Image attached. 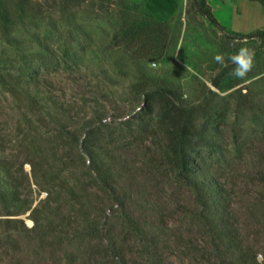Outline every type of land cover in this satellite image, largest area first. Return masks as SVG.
<instances>
[{
	"label": "rangeland",
	"instance_id": "374dc122",
	"mask_svg": "<svg viewBox=\"0 0 264 264\" xmlns=\"http://www.w3.org/2000/svg\"><path fill=\"white\" fill-rule=\"evenodd\" d=\"M0 264H264V36L195 0H0Z\"/></svg>",
	"mask_w": 264,
	"mask_h": 264
},
{
	"label": "trees",
	"instance_id": "16d2710c",
	"mask_svg": "<svg viewBox=\"0 0 264 264\" xmlns=\"http://www.w3.org/2000/svg\"><path fill=\"white\" fill-rule=\"evenodd\" d=\"M200 12L205 15L207 17V19L215 24L218 25V20L216 19V17L213 14L212 8L210 6H208L206 0H195ZM164 24L161 23L160 26H163ZM167 26V25H166ZM235 33V32H233ZM236 35L243 37V38H247V37H252V36H264V30H258L249 34H242V33H235ZM167 35V34H166ZM141 41V40H140ZM181 121L177 124V126L173 129L171 128H166L165 133L167 134V136H169V142L171 143V147H172V151L174 154H176L177 157L180 158V163H181V171L184 173V175L188 176V174L192 173L193 177L195 180L192 181V184L194 186L195 189L198 190V196L199 197H204L203 195H205V192L208 191V189H210V183H206V181L204 180H198V175L195 176L196 174L192 171L191 168L188 167V162L190 161L189 157V152L187 151L188 149V145L190 143V136H193L194 132L190 129V127L184 123L182 124ZM93 165L94 168L93 170L96 171L97 173H99L100 170V162L99 161H95L93 159ZM213 185V182H212ZM218 187V186H216ZM215 187V188H216ZM204 203L207 206H211V203H213V206H217V204L221 203L222 200H216L217 198H210L207 199L204 197ZM202 200V199H201Z\"/></svg>",
	"mask_w": 264,
	"mask_h": 264
},
{
	"label": "crops",
	"instance_id": "0c3cea01",
	"mask_svg": "<svg viewBox=\"0 0 264 264\" xmlns=\"http://www.w3.org/2000/svg\"><path fill=\"white\" fill-rule=\"evenodd\" d=\"M213 10L219 23L230 32L264 30V0H220Z\"/></svg>",
	"mask_w": 264,
	"mask_h": 264
},
{
	"label": "clouds",
	"instance_id": "9594fccd",
	"mask_svg": "<svg viewBox=\"0 0 264 264\" xmlns=\"http://www.w3.org/2000/svg\"><path fill=\"white\" fill-rule=\"evenodd\" d=\"M255 51L248 47L240 48L237 53L230 57L232 63L235 65L233 74L237 77H244L254 66ZM217 62H222V57L214 58Z\"/></svg>",
	"mask_w": 264,
	"mask_h": 264
}]
</instances>
